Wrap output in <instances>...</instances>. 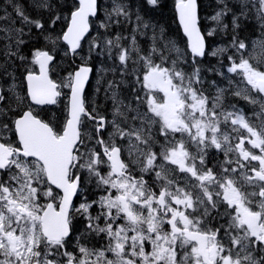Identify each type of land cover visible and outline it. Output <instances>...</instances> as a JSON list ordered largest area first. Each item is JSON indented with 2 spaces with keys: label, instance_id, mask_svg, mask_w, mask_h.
I'll return each instance as SVG.
<instances>
[{
  "label": "snow or ice",
  "instance_id": "6c2138e0",
  "mask_svg": "<svg viewBox=\"0 0 264 264\" xmlns=\"http://www.w3.org/2000/svg\"><path fill=\"white\" fill-rule=\"evenodd\" d=\"M68 3L0 0V264H264V0Z\"/></svg>",
  "mask_w": 264,
  "mask_h": 264
},
{
  "label": "trees",
  "instance_id": "16d2710c",
  "mask_svg": "<svg viewBox=\"0 0 264 264\" xmlns=\"http://www.w3.org/2000/svg\"><path fill=\"white\" fill-rule=\"evenodd\" d=\"M200 6H201V10H202V16L203 18H206V17H210L209 15L210 14H214L216 8H217V4H216V0H201L200 1ZM165 7L166 9L168 10L167 11V15H168V19L167 21L165 22L166 24V28H167V31L169 30V27H171V25L174 23V20H173V13H172V6H169V4L167 2H165ZM170 7V8H169ZM156 15V14H155ZM172 22V23H171ZM201 24L204 26V28H207L209 25L205 23L204 19H202V22ZM163 25V24H162ZM174 30V29H173ZM170 31H172V29L170 28ZM172 32H175L172 31ZM242 35L244 37H246L248 39V41L250 39H253V38H259L260 37V31H259V28L257 27L255 21H253L251 23V25L247 28L246 31H244L242 33ZM216 42V44H220V43H223V40L226 39L225 37H223L222 35L220 36H217L215 38H213ZM215 45V44H214ZM65 104H61V106L59 108H56L55 110H59L58 112H56L55 114L56 115H59V116H62L64 114V110H65ZM55 110H51L52 111H55Z\"/></svg>",
  "mask_w": 264,
  "mask_h": 264
},
{
  "label": "rangeland",
  "instance_id": "374dc122",
  "mask_svg": "<svg viewBox=\"0 0 264 264\" xmlns=\"http://www.w3.org/2000/svg\"><path fill=\"white\" fill-rule=\"evenodd\" d=\"M61 2H63L62 0H61ZM157 13H159V12H157ZM159 16H160V18H159ZM165 17H167V18H165ZM157 19V21L159 22V23H161V24H165V22L167 21V19H168V15L167 14H165V13H162V14H158V18H156ZM159 19V20H158ZM165 19V20H164ZM259 44V39L258 40H254L253 42H251L250 43V45H252V46H256V45H258ZM181 47V46H180ZM182 48V47H181ZM256 55H259V50H257V52H256ZM253 63H256V61L255 60H253L252 61ZM230 75V74H229ZM219 78V80H221L222 78L221 77H218ZM223 86V85H222ZM214 91V90H213ZM247 110H248V112H249V114H251V106H249L248 108H246ZM254 151H258V150H254ZM255 163V162H254ZM137 173H139L138 171H137Z\"/></svg>",
  "mask_w": 264,
  "mask_h": 264
},
{
  "label": "bare ground",
  "instance_id": "6f19581e",
  "mask_svg": "<svg viewBox=\"0 0 264 264\" xmlns=\"http://www.w3.org/2000/svg\"><path fill=\"white\" fill-rule=\"evenodd\" d=\"M132 2L133 3H137L138 2V0H132ZM170 8V7H169ZM167 9H163L162 11H160L159 13H156V15H155V18H158V14H162V13H165V14H167ZM159 18H160V16H159ZM165 18H167V17H165ZM159 20V19H158ZM165 20V19H164ZM172 23V22H171ZM126 31H128V30H126ZM174 31V30H173ZM169 32H171V31H168V33ZM168 37L171 39V37L168 35ZM139 41H140V43H145V38L144 37H141V38H139Z\"/></svg>",
  "mask_w": 264,
  "mask_h": 264
},
{
  "label": "flooded vegetation",
  "instance_id": "af4514ba",
  "mask_svg": "<svg viewBox=\"0 0 264 264\" xmlns=\"http://www.w3.org/2000/svg\"><path fill=\"white\" fill-rule=\"evenodd\" d=\"M127 33H128V31H126ZM167 34L170 36V37H172V33L171 32H167ZM145 43H141V45H144Z\"/></svg>",
  "mask_w": 264,
  "mask_h": 264
},
{
  "label": "water",
  "instance_id": "95a60500",
  "mask_svg": "<svg viewBox=\"0 0 264 264\" xmlns=\"http://www.w3.org/2000/svg\"><path fill=\"white\" fill-rule=\"evenodd\" d=\"M178 18H179V15H178ZM179 23H180V21H179ZM180 25H181V24H180ZM181 27H182V32H183V26L181 25ZM183 34H184V32H183ZM184 36H185V34H184ZM185 37H186V36H185ZM186 38H187V37H186ZM86 85H87V84H86ZM86 85H85V86H86ZM74 198H75V197H74ZM74 198H73V199H74Z\"/></svg>",
  "mask_w": 264,
  "mask_h": 264
}]
</instances>
